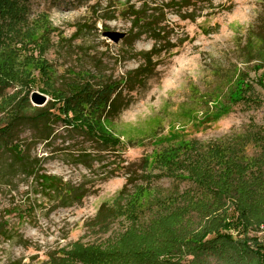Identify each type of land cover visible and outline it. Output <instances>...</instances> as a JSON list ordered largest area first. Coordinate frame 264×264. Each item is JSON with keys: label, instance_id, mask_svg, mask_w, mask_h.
<instances>
[{"label": "rangeland", "instance_id": "rangeland-1", "mask_svg": "<svg viewBox=\"0 0 264 264\" xmlns=\"http://www.w3.org/2000/svg\"><path fill=\"white\" fill-rule=\"evenodd\" d=\"M137 1L31 0L27 21L0 27V57L18 54L26 59L30 68L25 75L37 82L21 94L29 91L30 100L35 94L46 96L48 103L52 98L43 91L48 84L65 90L78 78L93 85L117 81L127 94L122 80L140 65L139 52L155 46L148 35L133 45L125 42L131 23L119 12ZM168 1L156 0L159 5ZM200 2L194 21L181 20L174 9L165 11L163 25L168 26L171 39L157 60L155 75L145 89L132 94L130 107L114 127L107 128L123 145L118 151L98 145L61 122L53 124L54 132L46 142L38 138L37 130H20L18 140L30 149L36 170L84 184L92 194L80 204L55 210L47 201H39L35 211L24 216V210L35 204L36 197L27 194L33 178L22 175L10 185H1L0 223L16 237L7 240L0 236V264H46L50 251L93 241L87 236L86 223L101 205L113 204L126 183L122 169L128 164L144 156L156 160L161 153L156 156L154 152H161L177 139L219 140L244 133L251 122L264 128V87L258 83L261 76L264 80V69L256 73L242 53L252 31L264 22V0H214L213 8L207 0ZM108 32L122 33L126 38L114 43L105 36ZM241 73L247 74L261 103L235 104L224 113V100ZM19 90L10 88L9 92ZM7 161L11 162L9 154L2 163ZM149 170L161 172L156 163ZM9 172L23 171L14 168ZM160 184L168 183L164 180ZM16 206L21 215L10 213ZM257 235L264 241V235Z\"/></svg>", "mask_w": 264, "mask_h": 264}, {"label": "trees", "instance_id": "trees-1", "mask_svg": "<svg viewBox=\"0 0 264 264\" xmlns=\"http://www.w3.org/2000/svg\"><path fill=\"white\" fill-rule=\"evenodd\" d=\"M30 1L0 0V27L27 21ZM200 1L169 0L159 5L156 0H138L121 8L119 16L131 23L125 42L133 45L145 35L155 42L152 50L139 52L140 65L122 80L127 94L117 81L93 85L78 78L65 90L48 84L43 91L51 101L35 107L29 91L21 94L37 83L25 75L30 63L18 54L0 57V186L22 175L33 178L27 194L36 197L35 204L24 210V216L31 215L39 201L52 204L55 210L80 204L92 192L84 184L36 170L30 149L18 140L20 130H37L38 138L46 142L54 132L53 124L61 122L98 145L118 151L123 145L107 128L114 127L130 107L132 94L145 89L155 75L157 60L171 39L168 26L163 25L165 11L174 9L181 20L194 21ZM207 2L214 7V0ZM242 53L256 73L264 69V22L252 31ZM239 76L224 100V113L235 104L261 103L247 74ZM262 77L258 83L263 88ZM18 87L19 92H9ZM176 141L154 152L156 156L161 153L156 160L144 156L125 166L126 183L113 204L101 205L86 223L87 236L94 240L50 251L46 264H264V241L257 235L264 226V128L251 122L244 133L219 140ZM5 154L11 162L3 164ZM155 163L161 172H150ZM14 168L23 172H9ZM164 180L168 184H160ZM13 212L21 215L22 210L16 206ZM0 236L16 237L3 223Z\"/></svg>", "mask_w": 264, "mask_h": 264}, {"label": "water", "instance_id": "water-1", "mask_svg": "<svg viewBox=\"0 0 264 264\" xmlns=\"http://www.w3.org/2000/svg\"><path fill=\"white\" fill-rule=\"evenodd\" d=\"M107 38L112 40L114 43H119L122 39L126 38L125 34L117 33V32H108L105 34ZM31 102L38 106H44L47 104L46 98L42 95L35 94L31 100Z\"/></svg>", "mask_w": 264, "mask_h": 264}, {"label": "built area", "instance_id": "built-area-1", "mask_svg": "<svg viewBox=\"0 0 264 264\" xmlns=\"http://www.w3.org/2000/svg\"><path fill=\"white\" fill-rule=\"evenodd\" d=\"M259 234L264 235V226H262V227L260 228V233H259Z\"/></svg>", "mask_w": 264, "mask_h": 264}, {"label": "bare ground", "instance_id": "bare-ground-1", "mask_svg": "<svg viewBox=\"0 0 264 264\" xmlns=\"http://www.w3.org/2000/svg\"><path fill=\"white\" fill-rule=\"evenodd\" d=\"M46 97V96H45Z\"/></svg>", "mask_w": 264, "mask_h": 264}]
</instances>
